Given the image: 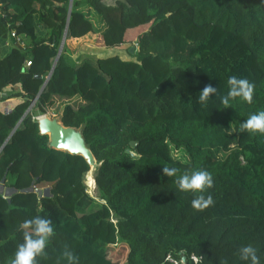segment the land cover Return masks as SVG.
<instances>
[{
  "label": "trees",
  "instance_id": "obj_1",
  "mask_svg": "<svg viewBox=\"0 0 264 264\" xmlns=\"http://www.w3.org/2000/svg\"><path fill=\"white\" fill-rule=\"evenodd\" d=\"M90 32L106 48L134 34L133 57L61 47L64 35ZM5 41L0 92L18 89L0 98L16 97L0 105V180L16 191L0 192V264H11L20 225L35 216L55 230L38 264H67L65 246L79 264H247L238 249L249 244L264 264V135L240 131L264 110V0H0ZM232 75L255 84L253 103L224 108ZM209 83L218 95L205 106L199 93ZM50 106L80 127L99 162L98 208L83 155L40 132L35 116ZM172 145L187 159L174 158ZM197 169L214 178L205 195L215 204L203 212L175 184ZM41 184L49 195L20 190Z\"/></svg>",
  "mask_w": 264,
  "mask_h": 264
},
{
  "label": "clouds",
  "instance_id": "obj_2",
  "mask_svg": "<svg viewBox=\"0 0 264 264\" xmlns=\"http://www.w3.org/2000/svg\"><path fill=\"white\" fill-rule=\"evenodd\" d=\"M227 94L219 97L224 108L231 107V102L237 99L251 104L255 93V84L247 78H240L232 75L228 78ZM218 95L217 87L206 84L199 93V102L207 105L209 100ZM240 131L251 135H264V110L250 114L247 120L240 124ZM179 170L175 167H162L163 175L176 177ZM175 184L181 192H190L194 199L191 201L195 211L203 212L207 208L214 206L215 201L211 194L205 195L214 187L212 174L204 169H197L191 172H184L175 179ZM23 229V242L17 246L11 264H38V258H46V248L51 239L55 236L53 222L49 218L35 216L23 221L20 225ZM62 257L67 264H79V258L75 253L65 246ZM239 259L247 264H261L258 249L253 245L242 246L238 249ZM224 264H228L227 260Z\"/></svg>",
  "mask_w": 264,
  "mask_h": 264
},
{
  "label": "rangeland",
  "instance_id": "obj_3",
  "mask_svg": "<svg viewBox=\"0 0 264 264\" xmlns=\"http://www.w3.org/2000/svg\"><path fill=\"white\" fill-rule=\"evenodd\" d=\"M96 24L99 23L98 19L95 20ZM100 25V24H99ZM145 24L139 25L134 28H131L129 30V34L131 32L134 31H138L139 27H144ZM65 46L70 54H76L78 51H94L97 53H107V52H117L119 53L123 58H132V53L129 52L130 48L132 47V49L135 48L136 46V38L134 36V34L129 37L124 43L120 44L119 46H114V47H110V48H106L103 46L102 44V40L101 37L99 35L98 32H90L82 37L79 38H64L63 41L61 42V47ZM8 48V41L5 42H0V52H4L6 49ZM72 100V99H69ZM64 101V99H63ZM46 115L50 116V117H56V118H60V116L58 115V107L57 106H50L47 108L46 110ZM171 154L174 158L179 159V160H186L187 159V153L185 151V149L183 147L180 148H176L173 145L171 146ZM86 185H88V192L94 197L95 201L93 203V207L98 208V205L100 204V202H102L103 200L99 197V193L97 191L96 188H94V182L90 176V174L87 175L86 179H85ZM46 186H49L47 184H41L40 186H38L41 189V195H49L45 193L44 188ZM1 192L4 194V187L2 188ZM5 195V194H4ZM100 212L95 213L93 215H91V220H94V218L99 215ZM174 264H177L174 263Z\"/></svg>",
  "mask_w": 264,
  "mask_h": 264
},
{
  "label": "water",
  "instance_id": "obj_4",
  "mask_svg": "<svg viewBox=\"0 0 264 264\" xmlns=\"http://www.w3.org/2000/svg\"><path fill=\"white\" fill-rule=\"evenodd\" d=\"M71 3V0H70ZM65 36V35H64ZM63 36V38H64ZM62 38V41H63ZM132 47L130 48V52H132ZM1 97V94H0ZM38 122V127L40 129L41 133H45L48 135V144L51 147H54L56 149L65 150L70 153H77L83 155V157L86 159V161L89 164V168L85 173V176L87 175L88 171H91V174L93 176L94 180V171L96 167L99 165V162L94 157L91 149L86 144L80 127H74V126H67L62 123L60 118L56 117H50L46 115L45 113H41L35 116ZM134 144V143H132ZM86 147L89 152L91 153V156L93 158V164L86 158L87 154L84 149ZM132 153V152H131ZM84 176V178H85ZM3 178L0 180V191L2 190V183ZM21 191H31L34 190L38 196H40L42 193L41 189L39 187L33 188L32 185L23 187L20 189ZM46 194H50V187L46 186L44 188ZM4 194L8 198L13 192L16 191V188L13 186H6L4 188ZM185 256L182 255V260H184Z\"/></svg>",
  "mask_w": 264,
  "mask_h": 264
},
{
  "label": "crops",
  "instance_id": "obj_5",
  "mask_svg": "<svg viewBox=\"0 0 264 264\" xmlns=\"http://www.w3.org/2000/svg\"><path fill=\"white\" fill-rule=\"evenodd\" d=\"M16 89H18L17 86H14V87H6V88L3 89L2 92H0V94L2 96L3 94H6V93L11 92V91L16 90ZM15 100H16V97L15 96H11V97H8V98L1 99L0 100V105H1V107L3 109L8 110V109H10L13 106ZM1 184H2V188L3 187L5 188L7 186V185H4L3 182Z\"/></svg>",
  "mask_w": 264,
  "mask_h": 264
},
{
  "label": "bare ground",
  "instance_id": "obj_6",
  "mask_svg": "<svg viewBox=\"0 0 264 264\" xmlns=\"http://www.w3.org/2000/svg\"><path fill=\"white\" fill-rule=\"evenodd\" d=\"M84 149H85L86 154H87L86 158L91 162V164H93V158H92V156H91V153L89 152V150H88L86 147H84ZM88 174H90V176H91V178H92V180H93V176H92L90 170L88 171L87 175H88ZM87 175L85 176V179H86ZM93 182H94V180H93ZM87 188H88V185H87ZM94 188H95V182H94Z\"/></svg>",
  "mask_w": 264,
  "mask_h": 264
},
{
  "label": "built area",
  "instance_id": "obj_7",
  "mask_svg": "<svg viewBox=\"0 0 264 264\" xmlns=\"http://www.w3.org/2000/svg\"><path fill=\"white\" fill-rule=\"evenodd\" d=\"M16 40H17L18 43H21L20 40H19L18 38H16ZM21 44H22V43H21ZM29 63H30V60H27V61H26V64H29Z\"/></svg>",
  "mask_w": 264,
  "mask_h": 264
}]
</instances>
